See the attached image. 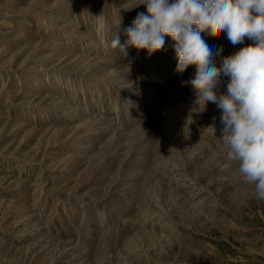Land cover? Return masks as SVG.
<instances>
[{
    "label": "rangeland",
    "instance_id": "374dc122",
    "mask_svg": "<svg viewBox=\"0 0 264 264\" xmlns=\"http://www.w3.org/2000/svg\"><path fill=\"white\" fill-rule=\"evenodd\" d=\"M138 2L0 0V264H264V201L195 67L168 36L111 45ZM202 36L217 67L252 43Z\"/></svg>",
    "mask_w": 264,
    "mask_h": 264
},
{
    "label": "clouds",
    "instance_id": "9594fccd",
    "mask_svg": "<svg viewBox=\"0 0 264 264\" xmlns=\"http://www.w3.org/2000/svg\"><path fill=\"white\" fill-rule=\"evenodd\" d=\"M139 5H146V12L124 30L123 43L113 34L112 47L123 57L129 47L152 54L171 37L176 71L195 67L194 78L182 84L192 87L201 112L209 103L221 111L226 159L238 164L243 180L254 185L256 199L264 201V0H139ZM202 33L216 38L226 34L233 45L246 38L252 43L217 67L223 48L214 53ZM222 77H228L226 92L218 94Z\"/></svg>",
    "mask_w": 264,
    "mask_h": 264
}]
</instances>
